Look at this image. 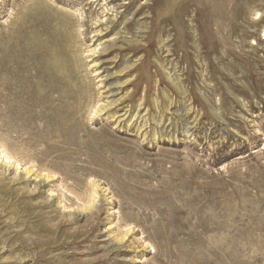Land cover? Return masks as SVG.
Masks as SVG:
<instances>
[{
    "label": "rangeland",
    "instance_id": "rangeland-1",
    "mask_svg": "<svg viewBox=\"0 0 264 264\" xmlns=\"http://www.w3.org/2000/svg\"><path fill=\"white\" fill-rule=\"evenodd\" d=\"M165 3L0 0V100L20 55L43 101L14 126L0 102V146L31 162L0 160V264H264V0L189 7L181 39ZM62 22L86 51L77 122L40 46Z\"/></svg>",
    "mask_w": 264,
    "mask_h": 264
},
{
    "label": "bare ground",
    "instance_id": "bare-ground-1",
    "mask_svg": "<svg viewBox=\"0 0 264 264\" xmlns=\"http://www.w3.org/2000/svg\"><path fill=\"white\" fill-rule=\"evenodd\" d=\"M98 0H91V2H95ZM107 1V0H103ZM224 0H166L165 6L166 9L169 11H173L172 14L169 15V24L174 25V27L177 28V38L181 39V36L185 33L184 31V22L183 19L185 16L188 15L190 8L194 9V11H197L199 9V6L202 7L206 6L207 8L210 7V5L213 3L214 6L222 7ZM97 3V2H96ZM95 4V3H94ZM190 7V8H189ZM107 9V7H105ZM211 8V7H210ZM239 7L237 6L235 8V11L233 12V16L238 15ZM171 13V12H170ZM42 16H44L42 14ZM49 17V16H47ZM79 25V24H78ZM80 26V25H79ZM63 32L60 35V38L52 45L47 46L46 44H41V48L47 49L49 51L50 57L47 62L46 68L51 71L52 77H55L57 79L61 78L65 80L66 82H72L74 79V87L70 88V84L64 85L65 91L72 93L74 102L76 103L75 106H71L69 110L66 111H60L61 115H64V118H70L71 120H75L76 122L79 120L80 117L78 116L83 110H84V101L87 98L89 94V87L90 84L87 82L88 77L82 75V70L87 68V64L84 62V54L86 51L82 50L81 44H83L82 40L80 39V31H76V36L72 35L70 30V23L69 22H62ZM80 28V27H79ZM147 52L148 49L146 48ZM93 51V50H91ZM21 59V56L19 55L17 59L15 60L16 64L18 65L14 73L16 76L13 77L12 82L10 85L15 86V88H20V90L17 93L11 94V100L12 103L8 102L7 98H3L0 100V102L5 103L1 109L2 115L4 118L7 119L9 125H18L22 124L24 121L27 122V120H33L38 114L37 109L41 107L43 104V101L37 99L33 93H30L26 91L27 83L26 82H35L38 80L39 73H36V76L26 77L23 73L24 71H27L28 65L23 67L19 64V60ZM13 62V61H12ZM95 66V65H94ZM31 69V68H30ZM22 73V74H21ZM99 73H96L98 75ZM24 75V76H23ZM31 76V75H30ZM25 79V80H24ZM17 88V89H18ZM8 98H10V95H7ZM99 105L93 106L91 108L90 116L92 119L95 120L96 116L101 112L102 108H98ZM103 107V106H100ZM52 115L50 117V128H51V136H55L58 139L63 138V143L72 145L73 143L70 141V138L68 136V128L65 125L62 128L54 129V126L57 121ZM81 126H75L74 130H79ZM107 133V132H106ZM56 147H59V145H56ZM59 149H64L63 147H59ZM65 150V149H64ZM0 160L2 162H5L7 165H14L17 169L22 166L21 163H24L25 161H20L15 158L14 154L9 151V149L4 145L1 144L0 146ZM31 162H25V165ZM22 168V167H21ZM31 169H26V173L29 176L31 173ZM45 178H49V175L44 176ZM95 198V197H94ZM94 202V201H92ZM88 208V207H87ZM86 208V209H87ZM135 228V227H134ZM131 224H127L123 229L125 231L124 235L122 236V239H124L128 234L133 232L135 229ZM146 243V242H145Z\"/></svg>",
    "mask_w": 264,
    "mask_h": 264
}]
</instances>
